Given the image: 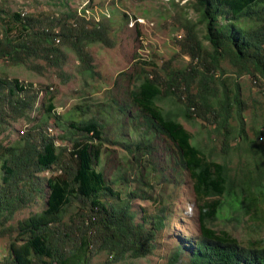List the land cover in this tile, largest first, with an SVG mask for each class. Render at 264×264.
I'll use <instances>...</instances> for the list:
<instances>
[{"label":"trees","instance_id":"16d2710c","mask_svg":"<svg viewBox=\"0 0 264 264\" xmlns=\"http://www.w3.org/2000/svg\"><path fill=\"white\" fill-rule=\"evenodd\" d=\"M185 4L197 16L193 20L185 17L181 23L180 47L190 60L184 67L166 63L162 74L144 72L136 77L129 96L134 119L141 116L144 129L137 139L126 140L125 147L134 159L146 154L140 174L146 163V175L161 173L163 168L154 160L148 162V154L155 147L153 138L166 140L164 147L172 148L167 158L176 181L183 170L192 181L199 234L190 240L181 238L165 264H264V243L239 244L229 232L210 226L228 208L246 214L253 209L255 216L264 218V114L260 122L254 118L248 124V104L241 97L240 84L231 87L223 77L227 63L236 78L247 75L264 88V0H187ZM4 13L1 58L22 63L40 57L49 65L61 66L64 57L55 42L61 38L62 45L76 53L82 70L95 73L85 46L108 42L101 25L85 26V19L75 11H68L63 20L56 18V23L50 20L40 26L19 11ZM72 18L75 23H68ZM45 93L42 105L50 115L53 94L49 89ZM38 96L32 83L0 76V234L9 232L11 236L15 230L32 241L39 240L37 248L29 245L25 255L23 247L10 241L4 246L6 254L0 252V264H88L94 243L95 251H106L109 261L152 253L166 226L165 216L170 214L162 204L149 220L150 226L135 222L128 198L112 188L99 168L107 122L97 114L70 119L66 128L68 134H76L73 138L45 131L35 136L32 126L15 141L5 142L3 135L10 123L29 119ZM164 101L170 105L162 104ZM183 121H201L204 129L194 133ZM57 138L67 139L69 147L56 143ZM52 166H58L61 174H50L43 185L39 174ZM45 185V207L15 225H5ZM74 203L80 204L84 216L80 243L68 235L70 226L64 225L68 207ZM183 245L191 247L190 254H184Z\"/></svg>","mask_w":264,"mask_h":264},{"label":"rangeland","instance_id":"374dc122","mask_svg":"<svg viewBox=\"0 0 264 264\" xmlns=\"http://www.w3.org/2000/svg\"><path fill=\"white\" fill-rule=\"evenodd\" d=\"M186 1L0 0V31L1 24L7 17L4 12L19 11L35 19L40 26L50 20L56 23V18L63 20L68 11H75L78 16L85 19V26L91 27L92 23L101 25L108 41L107 43L96 41L85 46L94 66L93 75L82 70L76 53L66 44L62 45L61 38H56L55 41L64 57V61L60 62L61 66L49 65L40 57L27 59L22 63H13L0 57V76L16 77L32 83L33 88L39 91L38 100L29 113V119L20 118L12 121L8 131L3 135L5 142L15 141L23 131L27 132L32 126L34 128L31 134L35 136L45 131L54 136L63 134L71 135L73 138L76 134H68L66 128L70 119L74 116L86 118L91 114H97L101 120L107 122L99 168L103 169L112 188L118 190L121 197L128 198L131 210L135 213V222H144L145 226H150L149 220L162 204L165 208L163 210L170 214L165 216L166 226L159 234L152 253L143 257L125 256L109 261L106 251H95L97 244L94 243L93 254L88 264H165L181 238L190 240L199 234L192 181L185 170L180 171L177 175L179 179L176 181L170 159L167 158L172 148L169 145L168 148L164 147L168 144L167 141L161 138L152 139V145L155 147L153 152L148 154V162L154 160L156 166L163 169L161 173L151 171L148 175H146L148 163L143 166L140 174V164L143 159L146 161V154H139L138 158L134 159L125 147L126 140L137 139L141 134L140 130L144 129L141 116L134 119V107L129 96V91L135 87L136 77L144 72L162 74L161 67L166 63L172 67H184L190 60L189 56L182 53L180 47V41L184 36L181 23L185 17L193 20L197 16L193 9L185 4ZM67 21L74 24L76 20L72 18ZM58 28L56 27V30ZM224 67L226 72L223 77H226V84L231 87L235 82L240 84L241 97L248 104L246 111L248 124L254 118H257L256 122H260L264 114V88L247 75L236 78L227 63ZM48 89L53 94L54 104L50 115L44 111L42 105L46 101L45 90ZM105 102H109L110 105H106ZM164 103L167 104L168 101L162 104ZM47 116L49 117L46 118ZM183 124L194 133L204 129L201 121L191 124L183 121ZM247 132L253 136L251 129ZM55 142L69 147L67 139L57 138ZM68 154L69 150H64L65 161L68 160ZM52 173L61 174V171L58 166H52L51 169L39 174L43 185ZM132 191L137 195H128ZM47 192L48 188L45 185L43 192L36 195L32 203L16 211L5 225L10 223L15 225L18 220L42 210L46 205ZM79 207V203L69 206L64 217V225L70 226L68 235L76 238L77 243H80L83 234L84 217L80 214ZM210 226L217 231L229 232L239 244L247 246L253 241L264 243V218L255 216L253 209L246 214L242 210L228 208L221 211ZM61 227L63 229V226ZM10 241L20 248L23 247L22 255H25L29 251V245L33 249L35 246L37 248L39 240L32 241L27 234L15 230L11 236L9 232L0 234L2 255L6 254L4 246ZM68 245L71 246L69 242ZM183 246L184 254H190L191 247Z\"/></svg>","mask_w":264,"mask_h":264}]
</instances>
